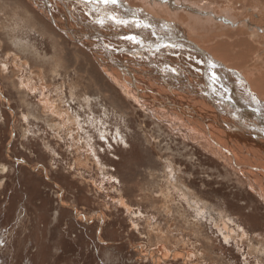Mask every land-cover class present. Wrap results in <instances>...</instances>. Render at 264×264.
I'll return each mask as SVG.
<instances>
[{
  "label": "rangeland",
  "instance_id": "1",
  "mask_svg": "<svg viewBox=\"0 0 264 264\" xmlns=\"http://www.w3.org/2000/svg\"><path fill=\"white\" fill-rule=\"evenodd\" d=\"M31 4L67 55L0 0V264H264V203L249 184L130 100L53 5Z\"/></svg>",
  "mask_w": 264,
  "mask_h": 264
},
{
  "label": "bare ground",
  "instance_id": "2",
  "mask_svg": "<svg viewBox=\"0 0 264 264\" xmlns=\"http://www.w3.org/2000/svg\"><path fill=\"white\" fill-rule=\"evenodd\" d=\"M12 1L15 17L32 21V29L48 35L66 60L54 27L45 22L46 34L44 20L28 11L31 0ZM33 1L44 15L53 5L52 21L61 28L72 24L73 38L94 53L100 69L130 100L219 157L264 203V0ZM77 5L88 16L75 13ZM116 36L121 42L112 40ZM106 39L109 47L102 45ZM159 46L182 50L184 63L150 49ZM186 58L198 64L189 68ZM247 244L252 247L250 239Z\"/></svg>",
  "mask_w": 264,
  "mask_h": 264
},
{
  "label": "snow or ice",
  "instance_id": "3",
  "mask_svg": "<svg viewBox=\"0 0 264 264\" xmlns=\"http://www.w3.org/2000/svg\"><path fill=\"white\" fill-rule=\"evenodd\" d=\"M106 3H116V0H105Z\"/></svg>",
  "mask_w": 264,
  "mask_h": 264
},
{
  "label": "crops",
  "instance_id": "4",
  "mask_svg": "<svg viewBox=\"0 0 264 264\" xmlns=\"http://www.w3.org/2000/svg\"><path fill=\"white\" fill-rule=\"evenodd\" d=\"M183 69V67H181Z\"/></svg>",
  "mask_w": 264,
  "mask_h": 264
}]
</instances>
